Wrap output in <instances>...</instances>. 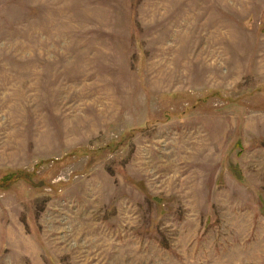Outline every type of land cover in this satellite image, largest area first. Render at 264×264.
<instances>
[{
	"label": "rangeland",
	"instance_id": "1",
	"mask_svg": "<svg viewBox=\"0 0 264 264\" xmlns=\"http://www.w3.org/2000/svg\"><path fill=\"white\" fill-rule=\"evenodd\" d=\"M0 264H264V0H0Z\"/></svg>",
	"mask_w": 264,
	"mask_h": 264
}]
</instances>
